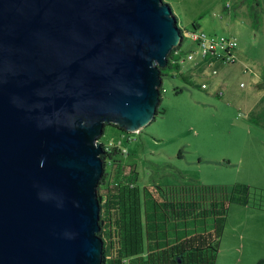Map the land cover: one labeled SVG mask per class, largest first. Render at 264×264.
Listing matches in <instances>:
<instances>
[{
  "label": "water",
  "instance_id": "1",
  "mask_svg": "<svg viewBox=\"0 0 264 264\" xmlns=\"http://www.w3.org/2000/svg\"><path fill=\"white\" fill-rule=\"evenodd\" d=\"M164 0H0V264H102L99 141L158 115Z\"/></svg>",
  "mask_w": 264,
  "mask_h": 264
},
{
  "label": "rangeland",
  "instance_id": "2",
  "mask_svg": "<svg viewBox=\"0 0 264 264\" xmlns=\"http://www.w3.org/2000/svg\"><path fill=\"white\" fill-rule=\"evenodd\" d=\"M164 1L184 29L183 48H193L197 58L200 51L189 35L195 23L208 34L237 38L243 57L233 64L222 61L232 68L226 81L237 94L219 105L224 100L201 88V82L209 84L219 74L209 68L192 72L190 62H183L163 78V114L140 131L106 125L100 142L122 149L119 158L135 167L141 196L144 186L181 183L239 182L264 190V0ZM245 207L248 213L234 211ZM261 259L264 211L231 204L215 264H257Z\"/></svg>",
  "mask_w": 264,
  "mask_h": 264
},
{
  "label": "trees",
  "instance_id": "3",
  "mask_svg": "<svg viewBox=\"0 0 264 264\" xmlns=\"http://www.w3.org/2000/svg\"><path fill=\"white\" fill-rule=\"evenodd\" d=\"M172 54L168 67L161 69L163 76L171 77L169 73L181 67L182 63L171 61ZM160 92L162 99L163 86ZM163 113L158 107V114ZM101 144L105 150L101 155L105 172L98 186L102 264H215L229 206L264 211V190L239 182L144 186L141 196L135 167L119 158L122 149ZM257 264H264V259Z\"/></svg>",
  "mask_w": 264,
  "mask_h": 264
},
{
  "label": "built area",
  "instance_id": "4",
  "mask_svg": "<svg viewBox=\"0 0 264 264\" xmlns=\"http://www.w3.org/2000/svg\"><path fill=\"white\" fill-rule=\"evenodd\" d=\"M190 39L192 43L199 49L200 54L199 57L203 60L208 58L210 59H220L227 63H233L235 61V55L233 51L237 49L238 42L233 37H226V36H216L210 35L203 30H192L190 33ZM185 36L183 35L182 43L173 48V54L171 57L172 62L176 63H183L185 61H193L197 57L196 51L192 49L185 50L183 48ZM171 51V52H172ZM184 52V53H183ZM213 74H216L217 71L213 70ZM202 89H207V84H201ZM218 96L223 95V91L219 90L217 92Z\"/></svg>",
  "mask_w": 264,
  "mask_h": 264
},
{
  "label": "crops",
  "instance_id": "5",
  "mask_svg": "<svg viewBox=\"0 0 264 264\" xmlns=\"http://www.w3.org/2000/svg\"><path fill=\"white\" fill-rule=\"evenodd\" d=\"M196 25L198 26V28L200 27L199 24H196ZM210 35H212V34H210ZM228 37H233V36H228ZM233 38H235L237 40L236 37H233ZM237 42H238V40H237ZM233 54L236 56L235 58H242L243 57V53L241 52V49L239 48V42H238V47L236 50L233 51ZM189 62H190V68L189 69L192 72H194V71L195 72H203L206 68L217 71V73L214 75L219 74V78L221 80L219 81V78H218V80L214 79L212 82H209V84L206 83L207 89H204V90H208L209 92L214 94L217 98L224 100V101L219 102V105H225V104L227 105L228 100H230L233 96H235L237 94L238 90L236 91V89L234 88V85L231 84V82L226 81L227 74L229 73V71L232 70V68L228 64L222 63V60H220V59H214L213 60V59L208 58L206 60H203L200 57L199 58L196 57L193 61H189ZM188 73H190V71ZM202 83H205V82H201V84ZM240 87L243 90L246 87V85L242 86V83H241ZM219 90L223 91L222 96L217 95V92ZM253 110L251 112H253ZM240 209L241 208H235L234 211H236L237 213H240V211H246L248 213V211H250L248 209V207L243 208L244 210H240Z\"/></svg>",
  "mask_w": 264,
  "mask_h": 264
}]
</instances>
